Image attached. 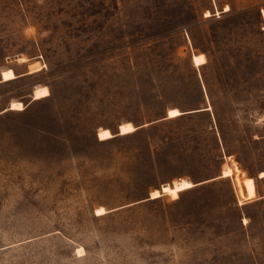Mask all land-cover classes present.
<instances>
[{
    "label": "rangeland",
    "instance_id": "374dc122",
    "mask_svg": "<svg viewBox=\"0 0 264 264\" xmlns=\"http://www.w3.org/2000/svg\"><path fill=\"white\" fill-rule=\"evenodd\" d=\"M261 173L264 0H0V264H264Z\"/></svg>",
    "mask_w": 264,
    "mask_h": 264
},
{
    "label": "bare ground",
    "instance_id": "6f19581e",
    "mask_svg": "<svg viewBox=\"0 0 264 264\" xmlns=\"http://www.w3.org/2000/svg\"><path fill=\"white\" fill-rule=\"evenodd\" d=\"M225 11H228V8ZM209 16L210 15L208 14L206 17H209ZM193 61H194V65L197 67L205 64V58L203 55L195 56L193 58ZM14 79H16V76L12 70H7V71L2 72V81L3 82H9V81H12ZM48 95H49L48 89L45 87L37 89L35 91V94H34L35 100H40V99L46 98V97H48ZM11 110L21 111V110H23V105L21 103H14L12 105ZM173 113H175V114H173ZM178 116H180V112H178L177 110H171L169 112V118H176ZM133 131H134V129L130 124H123L120 128V134L121 135H127V134L132 133ZM110 138H112V135L108 130L100 131V133H99V139L100 140H108ZM237 167H235V170L234 171L232 170V172L234 173V176L236 177V179L240 183V181H241L239 179L240 177H238V175L235 174V173L239 174L241 172ZM260 177L264 178V173L260 174ZM178 184H179V182H176L174 184V187ZM242 184H243V187L245 190V195L241 190H240V194L248 200L255 198L256 197V187H255L254 181L252 179L247 178L242 182ZM160 195H161V193H160Z\"/></svg>",
    "mask_w": 264,
    "mask_h": 264
},
{
    "label": "crops",
    "instance_id": "0c3cea01",
    "mask_svg": "<svg viewBox=\"0 0 264 264\" xmlns=\"http://www.w3.org/2000/svg\"><path fill=\"white\" fill-rule=\"evenodd\" d=\"M136 130V129H135ZM135 132V131H134ZM121 134H119V135H117V136H120ZM116 137V136H115ZM112 138H113V135H112ZM111 139V138H110ZM262 174V173H261ZM249 179H252L253 181H254V179L253 178H250V177H248ZM261 178V177H260ZM261 179H263V178H261ZM254 183H255V181H254ZM203 184V183H202ZM201 184V185H202ZM255 187H256V185H255ZM256 195H257V190H256Z\"/></svg>",
    "mask_w": 264,
    "mask_h": 264
},
{
    "label": "trees",
    "instance_id": "16d2710c",
    "mask_svg": "<svg viewBox=\"0 0 264 264\" xmlns=\"http://www.w3.org/2000/svg\"><path fill=\"white\" fill-rule=\"evenodd\" d=\"M118 136L111 138L110 140L116 139Z\"/></svg>",
    "mask_w": 264,
    "mask_h": 264
},
{
    "label": "water",
    "instance_id": "95a60500",
    "mask_svg": "<svg viewBox=\"0 0 264 264\" xmlns=\"http://www.w3.org/2000/svg\"><path fill=\"white\" fill-rule=\"evenodd\" d=\"M118 134H120V133H118ZM116 135H113V137H115ZM202 184V183H201ZM201 184H199V185H201ZM194 186H196V185H194Z\"/></svg>",
    "mask_w": 264,
    "mask_h": 264
},
{
    "label": "snow or ice",
    "instance_id": "6c2138e0",
    "mask_svg": "<svg viewBox=\"0 0 264 264\" xmlns=\"http://www.w3.org/2000/svg\"><path fill=\"white\" fill-rule=\"evenodd\" d=\"M173 114H175V113H173Z\"/></svg>",
    "mask_w": 264,
    "mask_h": 264
}]
</instances>
